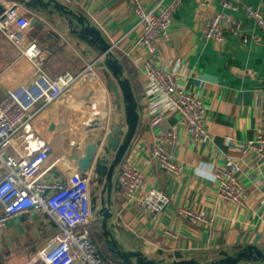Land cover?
I'll return each mask as SVG.
<instances>
[{"label": "crops", "instance_id": "obj_1", "mask_svg": "<svg viewBox=\"0 0 264 264\" xmlns=\"http://www.w3.org/2000/svg\"><path fill=\"white\" fill-rule=\"evenodd\" d=\"M60 1L84 13L100 28L124 64L141 115L126 157L134 155L135 164L144 172L141 194L157 189L170 198L169 207L162 214L145 209L139 202L128 204L119 199L116 193L119 167L113 195V230L117 237L126 247L159 258L180 252L187 258L212 259L220 251L231 253L247 245L264 248V162L248 146L259 132L264 105V32L246 13V8L251 6L264 14V0H238L236 10L222 6L221 0H210L205 5L203 0H183L169 29V38L159 44L160 51L155 56L136 45L143 27L138 24L129 0H76L72 4ZM140 1L146 10L171 3V0ZM2 3L6 9L15 1L2 0ZM20 6L30 20L27 34L44 50V70L52 78L71 72L79 79L58 100L35 114L12 139L7 152L17 158L27 157L37 153L44 144H50L52 151L41 170L48 169L49 179L66 178L78 170L72 158L73 145L79 141L84 143L92 132H108L122 120L123 114L113 104L105 69L99 65L103 60L100 55L82 44L85 53L67 29L52 24L36 10ZM216 12H223L230 19L224 25V43L203 36L206 19ZM34 20L37 23L33 26ZM236 21L241 22L238 33L232 31ZM245 35H256L257 41L244 43ZM149 58L174 72L181 86L206 101L208 139L194 141L173 112L167 114L164 126L150 125L149 115L165 107L155 103L146 92L140 69ZM91 62H96L97 76L85 72ZM33 76L30 60L0 31V100L6 90L27 84ZM168 125L175 126L179 135L178 144L171 149L182 167L175 176L161 170L153 156L157 138ZM229 159L242 164L239 177L246 195L239 204L226 203L217 193L218 173L225 169ZM7 172L0 159V181ZM95 186L91 184L92 192ZM101 190L102 186L97 194ZM181 207L212 218L211 225L204 227L182 218ZM93 212L91 228L101 225L98 214ZM57 232V225L44 212L19 215L0 230V258L6 264H24Z\"/></svg>", "mask_w": 264, "mask_h": 264}, {"label": "built area", "instance_id": "obj_2", "mask_svg": "<svg viewBox=\"0 0 264 264\" xmlns=\"http://www.w3.org/2000/svg\"><path fill=\"white\" fill-rule=\"evenodd\" d=\"M64 1L72 4L76 0ZM209 1L203 0L202 3L205 5ZM182 2L183 0H171L167 6L158 4L154 9L146 10L140 0H129L138 24L143 27L136 45L150 56L157 55L160 51L159 44L169 38V29ZM221 4L236 10L238 0H221ZM20 5L15 2L0 14V31L30 60L34 67V76L27 84L6 90L0 100V159L8 169L7 175L0 181V203L3 206L0 230L19 215L31 211L44 212L57 225L58 232L43 249L33 253L24 264H114L102 257L98 244L92 238V172H86L87 176L83 177L79 170H75L66 178L49 179L46 176L48 169L41 170L52 151L51 145L47 143L37 153L27 157L17 158L7 152L12 139L35 114L58 100L79 79V76L71 72H64L52 78L44 70V50L37 40L27 34L30 20L25 14L20 15L23 10ZM246 13L255 19L264 32V14L251 6L246 8ZM229 21L228 15L223 12L210 15L205 21L203 36L224 43V25ZM234 24L232 31L240 32L241 22L236 21ZM252 40L257 41V36L245 35L242 39L244 43ZM95 67L96 62H91L85 72L97 76ZM140 70L145 79L148 96L152 97L155 103H161L165 107L149 115L150 125L164 126L167 114L173 112L179 117V124L189 132L194 141L208 139L206 101L181 86L174 72L153 63L152 58L146 60ZM262 94L264 97V89ZM157 139L153 156L159 168L173 176L179 174L182 167L171 152L179 142L176 127L166 126L164 134ZM248 146L264 162V105L261 109L259 132ZM241 172L242 164L229 159L225 169L218 173L217 193L222 201L230 204L243 201L246 192L239 177ZM118 173L116 193L119 199L128 204L139 202L145 209L157 214H162L169 207L170 198L157 189H150L141 194L145 176L143 170L135 164L134 155L123 160ZM179 215L204 227L212 223V218L184 207L179 209Z\"/></svg>", "mask_w": 264, "mask_h": 264}, {"label": "water", "instance_id": "obj_3", "mask_svg": "<svg viewBox=\"0 0 264 264\" xmlns=\"http://www.w3.org/2000/svg\"><path fill=\"white\" fill-rule=\"evenodd\" d=\"M14 1L44 14L52 24L67 29L69 35L78 40L79 47L85 44L90 47V52L97 53L103 59L99 65L105 69L106 86L113 95V104L123 114V118L118 124L110 127L108 132H92L87 135L84 143H75L72 158L76 160L83 177L87 176L86 172H93L91 184L96 186L91 194L92 210L101 220V232L109 252L120 258L123 264H264V248L255 245H247L231 253L220 251L218 257L212 259L187 258L180 252H175L168 258L150 257L140 249L126 247L113 230L115 177L137 134L141 115L124 64L100 28L79 10L60 0ZM4 10L5 6L0 0V14ZM22 14L23 10L20 11V15ZM36 23L37 20H34L32 25ZM82 48L86 53V49ZM101 186V193L97 194ZM0 264L6 263L0 258Z\"/></svg>", "mask_w": 264, "mask_h": 264}, {"label": "trees", "instance_id": "obj_4", "mask_svg": "<svg viewBox=\"0 0 264 264\" xmlns=\"http://www.w3.org/2000/svg\"><path fill=\"white\" fill-rule=\"evenodd\" d=\"M132 85H133V83H132ZM92 238L98 244L99 251H100L102 257H104L107 260L112 261L114 264H123L120 258L113 255L107 249L106 244H105L104 239H103V235H102L100 226H99V231H97V233L92 232Z\"/></svg>", "mask_w": 264, "mask_h": 264}, {"label": "rangeland", "instance_id": "obj_5", "mask_svg": "<svg viewBox=\"0 0 264 264\" xmlns=\"http://www.w3.org/2000/svg\"><path fill=\"white\" fill-rule=\"evenodd\" d=\"M98 228H99V223L92 226L91 231L97 233V231H99Z\"/></svg>", "mask_w": 264, "mask_h": 264}]
</instances>
